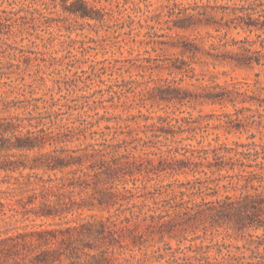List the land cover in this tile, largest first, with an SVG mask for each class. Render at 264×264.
I'll return each mask as SVG.
<instances>
[{"label":"rangeland","instance_id":"374dc122","mask_svg":"<svg viewBox=\"0 0 264 264\" xmlns=\"http://www.w3.org/2000/svg\"><path fill=\"white\" fill-rule=\"evenodd\" d=\"M87 1L97 8L96 18L62 9L61 0H0V100L27 99L38 106L11 109L1 115L44 111L55 120L54 127L64 124L84 128L86 139L69 142L68 147L100 140L94 131H103L113 142L126 139L143 148L136 151L144 156L141 171L128 176L125 186L131 191L120 201L123 207L135 211L141 208L145 215L153 216L133 221L138 224L135 233L148 239L143 248L152 251L160 246L165 252L170 251L169 246L180 247L193 254L192 249L210 245L208 253L217 255L220 264H264V202L258 204L262 208L259 218L240 229L211 226L205 220L185 219L178 214L179 201L188 198L181 195L183 184L196 178L242 172L249 177L248 185L238 187L246 183L242 179L236 190L228 192L264 194V104L250 99L254 95L264 98V59L250 65L215 62L203 50L213 51L205 28L180 31L178 36L169 10H178V3L186 5L195 0ZM230 35L256 38L254 32L243 30ZM201 36L202 51L194 56L179 52L178 40L195 37L198 41ZM251 47L258 49L260 45L255 41ZM178 58L194 67L193 76L178 70ZM215 83L242 86L250 96L235 103L188 101L195 93L212 90ZM165 86L181 90L164 91V96L181 94L185 99H159L158 89ZM161 126L173 133L154 136ZM219 146H237L239 150L249 146L252 153L243 159L246 165L237 162L233 169L215 173L205 163L195 165L199 158L191 156L192 149ZM232 155L226 153V157ZM162 156L167 160H161ZM171 156L178 161H171ZM207 159L213 160L212 153ZM162 166L165 169H158ZM4 174L0 172V177ZM225 181L227 178L220 184ZM122 185L118 184L121 190ZM223 192L220 188L219 194ZM75 198L80 195L75 193ZM192 198L199 201L201 196ZM11 214L0 215V237L39 226L60 228L74 217L68 214L64 219H41L31 213ZM90 214L105 217L108 212L85 209L80 218L90 219ZM167 257L160 262L167 264Z\"/></svg>","mask_w":264,"mask_h":264},{"label":"trees","instance_id":"16d2710c","mask_svg":"<svg viewBox=\"0 0 264 264\" xmlns=\"http://www.w3.org/2000/svg\"><path fill=\"white\" fill-rule=\"evenodd\" d=\"M61 2L62 9L80 17H97V8L87 0ZM168 15L173 27H178V36L180 31L199 32L205 28L206 36L211 40L209 48L213 51L203 50L215 62H233L235 65L263 63L264 0H195L186 5L178 3V10H169ZM234 30H243L248 34L254 32L256 38L251 40L245 35L236 39L230 35ZM203 41L204 36L198 41L195 37L178 40L179 52L194 56L202 51L199 42ZM255 41H258L260 48L251 47ZM229 46H236L237 49H230ZM178 70L190 72L189 76L194 75V67L179 58ZM167 90L180 92L181 89L160 87L159 99L177 98L182 101L186 97L181 94L164 96L162 93ZM248 96L247 89L242 86L228 87L215 83L212 90L195 93L188 101L235 103L247 101ZM250 99L264 104V98L254 95ZM29 107L38 108L27 99L22 102L0 100V172H5L0 177V215L11 212L10 216H13L21 212L41 219H64L68 214L74 217L65 220V225L60 228L39 226L0 237V264H163L160 261L165 255H168L167 264L222 262L217 255L208 253L210 245H205V249L201 245L192 249L193 254L180 247L172 249L169 246L167 249L170 251L165 252L160 246L152 251L143 248L148 239L135 233L138 224L133 221L152 219L153 216L145 215L141 208L135 211L131 207H123L124 204L120 202L131 191L125 186L128 176L141 171L144 156L136 154V151L143 148L131 145L132 141L126 139L113 142L106 138L103 131H94L100 135V140L68 147L69 142L86 139L84 128L64 124L54 127L55 120L44 111L33 114L28 110L27 113L1 115L11 109L27 110ZM166 129L168 127H159L160 133L154 136L169 133ZM229 152H233V155L226 157ZM209 153H212L213 160L207 159ZM251 153L249 146L246 150H239L237 146H219L192 149L191 156L199 158L195 165L205 163L211 173H215L233 169L237 162L240 166L246 165L243 159L249 158ZM161 158L167 160L166 157ZM173 160L178 161L171 156ZM15 172L17 175H14ZM225 178L227 181L220 184ZM242 179L246 183L238 187L243 188L250 180L242 172L219 173V176L211 179L187 181L183 184L185 188L181 190V195L186 194L188 198L182 197L179 201L178 214L184 215L185 219L205 220L217 227L228 225L240 229L251 224L262 212L258 204L264 202V194L243 191L238 195L230 194L228 191L236 190ZM120 183L123 184L122 190L118 187ZM3 184H6L5 188H1ZM220 188L224 191L221 195ZM75 193L80 195L79 199L75 198ZM203 194L215 198L205 200ZM197 195L201 196L199 201L192 198ZM85 209L106 211L108 215L96 217L90 214V219L80 218ZM127 209L129 212L125 213ZM220 250L218 248V253Z\"/></svg>","mask_w":264,"mask_h":264}]
</instances>
